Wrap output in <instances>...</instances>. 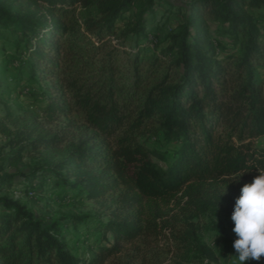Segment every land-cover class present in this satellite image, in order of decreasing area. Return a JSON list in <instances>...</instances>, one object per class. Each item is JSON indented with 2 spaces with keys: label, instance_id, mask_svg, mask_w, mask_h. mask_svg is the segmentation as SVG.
Segmentation results:
<instances>
[{
  "label": "trees",
  "instance_id": "trees-1",
  "mask_svg": "<svg viewBox=\"0 0 264 264\" xmlns=\"http://www.w3.org/2000/svg\"><path fill=\"white\" fill-rule=\"evenodd\" d=\"M159 2L0 0V31H14L29 78L43 81L47 91L40 118L0 151V192L14 181L1 172L5 165L61 147L65 136L57 123L79 113L88 133L50 174L39 175L86 200L111 198L104 206L110 218L99 229L106 245L79 258L66 248L61 230L81 218L45 224L0 196V264L215 260L213 248L201 241V216L212 199L225 201L216 189L238 178L250 183L257 169L264 170V147L255 144L264 138V42L253 12L264 10V0H188L178 6L181 22L168 47L149 56L147 24ZM89 5L95 15L80 22L76 10ZM133 8L119 33L118 23ZM120 35L131 38L129 50L112 43ZM0 133L11 134L1 122ZM158 133L177 143L168 162L145 146L144 138ZM39 175H23L29 188Z\"/></svg>",
  "mask_w": 264,
  "mask_h": 264
},
{
  "label": "rangeland",
  "instance_id": "rangeland-1",
  "mask_svg": "<svg viewBox=\"0 0 264 264\" xmlns=\"http://www.w3.org/2000/svg\"><path fill=\"white\" fill-rule=\"evenodd\" d=\"M188 0H160L153 8L148 28L147 55L153 52L161 54L169 45V36L174 32L179 22L181 14L178 13V6H182ZM136 6V3L135 5ZM135 8L124 14V20L118 23L119 33L125 31L126 25ZM261 27V40L264 42V10L259 8L253 11ZM78 20L81 22L85 17L95 15L94 5L78 7L76 10ZM14 31H0V122L10 131V135L0 133V151H8V141L22 132L25 127L31 124L34 118H40L41 110L45 106V83L29 78L27 74L26 57L27 54L22 45L15 47ZM225 40V39H223ZM118 47L123 44L121 49L129 50L132 40L129 36L120 35L118 41H112ZM230 48L231 45H228ZM237 50L238 47L235 46ZM220 55V54H219ZM168 60V57L166 58ZM168 63V62H167ZM166 63V64H167ZM165 64V65H166ZM162 68L158 76L164 73ZM263 78L262 91L264 94V68L259 70ZM62 127V134L65 139L61 147L52 151H38L24 154L22 162L17 166L7 167L5 165L1 172L14 176V181L10 187L4 188L0 196L18 202L23 205L33 216L45 224L56 222L60 225L70 224L76 221L74 218H81V222L76 227L72 225L63 226L61 230L62 240L66 248L79 258H87L91 249L97 246L106 245V241L100 237V226L109 218L110 210H105L104 206L111 204V198L106 200H86L75 191L60 189L52 179H48L45 174H50L49 170L53 164L61 161L68 148L78 139L88 132L82 124L79 113H72L69 118H61L57 123ZM45 128H50L46 127ZM144 143L149 150H156L166 155V162L170 161L174 150L177 148L176 142H167L161 133L155 136L145 137ZM259 147H264V138L255 143ZM3 159V158H2ZM0 157V164L2 162ZM162 167L165 163L159 161ZM35 171L39 175L29 188L28 181L24 180L23 175ZM58 178V174H56ZM37 180H40L41 187H37ZM228 189H216L224 196L225 201L212 199V205L200 218L202 228L201 241L213 248L215 260L212 262L203 261L200 264H232L236 255L232 247V242L236 238L232 231L234 222L230 215L233 210L235 198L240 194V188L247 183L244 180H231ZM31 188H35L32 191ZM216 217V219H215ZM216 236L214 244L213 236ZM244 264H264V255L258 260L249 259Z\"/></svg>",
  "mask_w": 264,
  "mask_h": 264
},
{
  "label": "clouds",
  "instance_id": "clouds-1",
  "mask_svg": "<svg viewBox=\"0 0 264 264\" xmlns=\"http://www.w3.org/2000/svg\"><path fill=\"white\" fill-rule=\"evenodd\" d=\"M257 170L258 175L241 186L231 211L232 231L236 236L232 242L236 253L231 256L232 264H244L264 255V170ZM216 236L212 238L213 244Z\"/></svg>",
  "mask_w": 264,
  "mask_h": 264
}]
</instances>
